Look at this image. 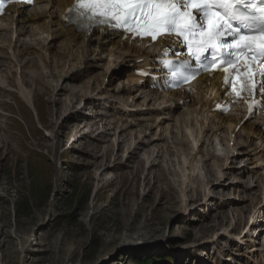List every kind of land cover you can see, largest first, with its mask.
Returning a JSON list of instances; mask_svg holds the SVG:
<instances>
[{"label": "rangeland", "instance_id": "rangeland-1", "mask_svg": "<svg viewBox=\"0 0 264 264\" xmlns=\"http://www.w3.org/2000/svg\"><path fill=\"white\" fill-rule=\"evenodd\" d=\"M39 53L29 56L35 67L25 65L22 71L40 121L16 93L14 71L0 87V264H264L259 255L264 190L212 183L210 202L194 195L196 200L184 206V164L160 158L150 167L145 149L135 150L138 142L131 143L133 135L106 125L110 119L101 115L100 102H83L64 91L53 100L48 83L62 70L52 55L44 66L38 57L45 53ZM104 56L103 64L110 61ZM104 69H89L70 85L83 84L84 90L94 87L90 81L103 79L101 89L111 90L122 79L108 86L105 78L94 77ZM31 72L40 81L33 83ZM54 127L57 149L49 136ZM101 130H107L106 137H95ZM109 172L112 182L97 189ZM235 177L227 173L224 179ZM255 204L257 224L246 236L243 229Z\"/></svg>", "mask_w": 264, "mask_h": 264}, {"label": "bare ground", "instance_id": "bare-ground-1", "mask_svg": "<svg viewBox=\"0 0 264 264\" xmlns=\"http://www.w3.org/2000/svg\"><path fill=\"white\" fill-rule=\"evenodd\" d=\"M72 2L73 0H36L34 6L28 9L22 6L7 9V14L0 18V48L7 52L6 56L0 50V87L5 88L9 72L14 71L16 93L33 109L39 120L34 93L27 87L22 68L29 64L35 67V60L29 57L32 54L45 53V58H41L42 55L38 57L44 66L52 55L58 60L62 70L58 78L51 79L48 83L53 100L64 91L72 98H82L83 102H100L98 107H105L101 115L104 119H110L106 125H112V130L119 129V133L126 136L135 137L138 134L137 141L132 136L131 143L135 145L138 142L134 146L135 150L145 149L150 167L160 158L168 159L171 163H183L180 191L184 206H188L187 202L196 200L193 199L194 195H201L206 202H210L213 197L212 183L231 189L238 187L242 190H253L260 187L264 190V107L251 120L243 116L242 110L230 115L215 112L217 103L233 102L231 95L222 89L221 76L203 78L191 90L180 92L160 93L150 89L146 83L140 84L139 79L134 78L133 72L143 67L154 68L153 52L146 50L141 44L122 41L120 35L106 29L85 35L65 26V12ZM104 55L110 61L103 64ZM100 67L106 70H101L98 75L96 72V79L105 78L108 86L115 85L119 78L122 79L121 82L111 90H105L101 89L103 79L95 82L94 77L89 78L87 80H94L90 81L94 87L88 85V92L87 87L83 90V84L77 87L70 85L81 75H88L89 69L96 71ZM30 74L33 83L40 81L39 75L33 72ZM88 116L92 117L93 114L89 113ZM137 127L141 130L137 131ZM55 128L49 136L57 149L59 132ZM147 130L153 132L152 135H146ZM106 132L107 130L104 133L101 130L95 137L101 135V138H105L102 134L106 135ZM254 141H258L257 144ZM161 143L163 147L160 146ZM53 158L57 160V152H54ZM227 173H236L238 177L229 181L228 178L224 179ZM110 175L111 172L106 173V177L98 180L97 189L112 182L107 178ZM207 176L210 180L205 182ZM256 201L257 196H254L252 203ZM256 204L250 209V212H254L247 217L243 235L249 236V232L252 233L257 224ZM262 210L264 204L259 208V211ZM236 241L240 242L238 239ZM260 252L264 262V249H260ZM252 254L254 257L253 252L250 253Z\"/></svg>", "mask_w": 264, "mask_h": 264}, {"label": "snow or ice", "instance_id": "snow-or-ice-1", "mask_svg": "<svg viewBox=\"0 0 264 264\" xmlns=\"http://www.w3.org/2000/svg\"><path fill=\"white\" fill-rule=\"evenodd\" d=\"M70 11L87 22L86 30L113 28L152 41L176 37L200 66L193 70L189 60L183 61L187 74L173 76L184 81L217 63L226 73L229 67L239 71L242 64L247 79L237 77V95L264 91V0H76ZM254 76L261 78L259 83Z\"/></svg>", "mask_w": 264, "mask_h": 264}]
</instances>
